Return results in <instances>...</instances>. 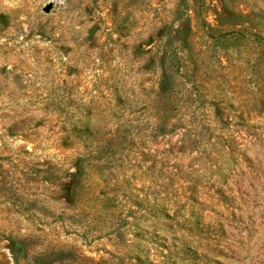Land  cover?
Returning <instances> with one entry per match:
<instances>
[{
  "label": "rangeland",
  "instance_id": "rangeland-1",
  "mask_svg": "<svg viewBox=\"0 0 264 264\" xmlns=\"http://www.w3.org/2000/svg\"><path fill=\"white\" fill-rule=\"evenodd\" d=\"M0 264H264V0H0Z\"/></svg>",
  "mask_w": 264,
  "mask_h": 264
},
{
  "label": "water",
  "instance_id": "water-1",
  "mask_svg": "<svg viewBox=\"0 0 264 264\" xmlns=\"http://www.w3.org/2000/svg\"><path fill=\"white\" fill-rule=\"evenodd\" d=\"M50 5H51V2L48 1V2H46V3L42 6V9H43L44 11H47V10L50 8Z\"/></svg>",
  "mask_w": 264,
  "mask_h": 264
}]
</instances>
